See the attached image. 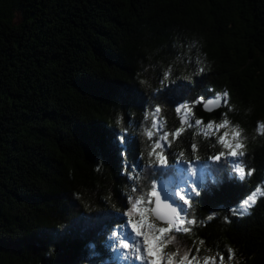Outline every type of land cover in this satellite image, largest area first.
<instances>
[{
	"label": "trees",
	"instance_id": "1",
	"mask_svg": "<svg viewBox=\"0 0 264 264\" xmlns=\"http://www.w3.org/2000/svg\"><path fill=\"white\" fill-rule=\"evenodd\" d=\"M224 91L232 111L196 104L195 118L227 113L255 172L236 181L207 159L215 138L186 128L166 149L169 164L181 151L191 160L196 143L214 181L188 211L205 223L178 243L201 257L221 250L226 263L231 246L235 264H264V197L232 214L264 182V0H0V264H114L105 242L130 207L127 172L138 190L158 175L145 112L159 105L171 131L177 104ZM122 135L135 145L126 158L112 146Z\"/></svg>",
	"mask_w": 264,
	"mask_h": 264
},
{
	"label": "snow or ice",
	"instance_id": "2",
	"mask_svg": "<svg viewBox=\"0 0 264 264\" xmlns=\"http://www.w3.org/2000/svg\"><path fill=\"white\" fill-rule=\"evenodd\" d=\"M203 70L200 69L201 72ZM170 72L171 66L164 71L162 84L168 81ZM184 79L189 80L191 77L185 76ZM176 87L182 88L183 85L177 84ZM196 104H202L206 111L221 106L232 111L229 93L224 91L216 93L214 98L207 100L201 95L191 104L188 102L177 104L175 112L180 118V127L171 131L165 130L167 121L161 115L162 109L159 105L145 112V124L141 126V131L150 142L151 150H147L149 157L147 163L158 175L152 176L151 183L147 184L145 189L138 190L140 177L138 174L133 175L135 168L127 172L129 178L133 180L128 195L130 207L120 214L119 226L111 231L105 242V247L111 250L115 264H225L224 253L221 250H217L212 256L201 257L200 247H196L193 253L192 248H184L178 243V234H190L191 226L205 223L204 220L197 221L194 216L189 218L188 215L193 198L199 197L201 191L207 188L201 173V165L197 163L201 160V157L196 155L197 144L191 145L193 151L191 160L181 151L176 155V160L169 164L165 152L186 128H194V136H203L206 140L215 138L214 147L219 146L220 150L207 157L213 162V166H219L218 162L221 160L230 164L231 173L234 174L236 181H244L246 177L252 176L255 169L248 167L244 160L247 137L240 125L229 120L227 113H221L219 122L214 120L205 122L203 118H195L193 107ZM149 119L151 124L147 126ZM117 123H120L119 119ZM256 132L264 135V122H257ZM112 146L125 158L135 147L134 142H126L123 135L120 136V142ZM180 170L185 173L181 179L184 189L166 179ZM260 197H264V182L256 184L254 188L244 193L238 201V207L232 209V214H246ZM216 215L217 213L212 212L206 220H212ZM227 220L228 218L225 217V221ZM203 244L204 241L200 240V245ZM170 245H175L174 251L167 250ZM90 247L94 246L90 245ZM225 247L227 259L231 262L235 257V251L231 246Z\"/></svg>",
	"mask_w": 264,
	"mask_h": 264
},
{
	"label": "rangeland",
	"instance_id": "3",
	"mask_svg": "<svg viewBox=\"0 0 264 264\" xmlns=\"http://www.w3.org/2000/svg\"><path fill=\"white\" fill-rule=\"evenodd\" d=\"M217 122H219V121H217ZM221 131H223V130H221ZM228 168H229V170L231 171V166H230V164H228ZM201 173H202V176H203V178H204V181H206V180H208V178L209 177H213L212 176V174H211V172H207L204 168H201ZM185 176V173L182 171V170H180V171H178L177 172V174H176V176H172L170 179H168V181H170L171 183H175V184H178L179 185V187L181 188V189H184V184L183 183H181V179L183 178ZM213 179V181H214V177L212 178ZM238 207V206H237ZM209 256H212V255H209ZM218 260V259H217ZM111 261H112V263H113V261H114V257H113V255H112V258H111ZM115 264V263H114ZM225 264H235L234 263V259L231 261V262H225Z\"/></svg>",
	"mask_w": 264,
	"mask_h": 264
},
{
	"label": "water",
	"instance_id": "4",
	"mask_svg": "<svg viewBox=\"0 0 264 264\" xmlns=\"http://www.w3.org/2000/svg\"><path fill=\"white\" fill-rule=\"evenodd\" d=\"M209 98H214V95H208L205 100L209 99ZM201 107L204 109L203 105L201 104ZM217 109V108H215ZM205 110V109H204ZM214 110V109H213ZM206 111V110H205Z\"/></svg>",
	"mask_w": 264,
	"mask_h": 264
}]
</instances>
